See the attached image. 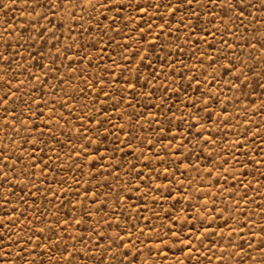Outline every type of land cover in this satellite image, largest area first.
I'll return each mask as SVG.
<instances>
[{"label":"rangeland","instance_id":"obj_1","mask_svg":"<svg viewBox=\"0 0 264 264\" xmlns=\"http://www.w3.org/2000/svg\"><path fill=\"white\" fill-rule=\"evenodd\" d=\"M4 2L10 7L0 8V51L7 47V41L11 48L6 54L18 55L13 56L10 71H0V76L11 78V89L16 94L7 105L0 104V149L6 148L8 156L6 162L0 159V171H8L5 163L14 165L16 171L8 173L9 184L4 189L15 194L9 197L10 203L4 205V197L0 196V218L6 221L9 214L19 217L20 222L32 218L31 226L37 229L33 244L44 225L48 226L44 235L57 244L60 242L51 236V231L66 239L69 235L87 236L91 228L106 230L107 236H123L127 228L136 243L131 251L140 249V259L145 264H221L218 257L222 248L227 250L224 264H259L264 250L255 246L250 250L247 245L253 240L250 229L258 233L256 243L264 236L258 231L264 224V167L254 163L264 160V50L258 43L264 34V12L260 11V0H252L255 7L245 11L244 27L238 31L233 23L234 10L225 15L216 6L224 0H216V4L211 0L197 4L193 0L174 13L171 8L165 10L162 0H113L116 7L110 4L108 10H94L84 0H72L75 7L65 2L62 8H53L47 20H40L36 25L39 32L31 28L25 31L30 22L34 23L35 14H30L35 6L32 0L27 9L22 0L15 4L11 0ZM42 2L47 6L49 0ZM157 3L161 4L159 9L151 6ZM176 3L171 0L172 8ZM72 12L75 22L69 16ZM117 16L113 23L112 18ZM253 18L255 23H251ZM193 24L194 29L185 27ZM6 25L12 35L5 33ZM19 35L35 39H26L21 48L16 46ZM222 38L226 44L221 43ZM249 43L256 47H248ZM68 45L72 47L65 52ZM85 53L88 59H84ZM215 58H219L218 62H213ZM230 63L238 70L236 74L243 73V83L224 71ZM48 68L53 71L47 72ZM129 84L135 85V92ZM101 88L112 98L98 95ZM165 88L169 90L166 95ZM38 103L43 111L39 119L31 116L25 106L30 105L36 112ZM62 103L65 108H61ZM209 114L211 119H205ZM13 115L24 121L30 133L22 131L17 136L7 127L16 123ZM49 116L55 119L49 121ZM49 123L54 126L47 134L44 126ZM189 124L194 127L189 128ZM33 125L46 134L38 137ZM238 133L248 135L241 139ZM209 136L212 140L206 142ZM82 145L88 150L87 157L71 151L74 147L79 153ZM117 145L119 150L114 151ZM96 147L99 153L94 151ZM29 153L34 154L35 161L42 157L48 165L43 174L41 163L28 169L27 176L21 171ZM97 155L103 159H94ZM233 155L240 164L232 159ZM16 157L22 160L17 162ZM225 160L227 163L221 166ZM132 164L140 170L139 181L132 180L135 171L129 174ZM19 197L27 203H21ZM13 207L17 209L14 214ZM36 209L43 213L39 216L43 224L34 218ZM84 211H90L91 220L83 215ZM21 212L26 215L19 216ZM245 214L251 216L255 227H245ZM58 220L60 224L56 226ZM76 220L82 223L76 224ZM64 221L68 222L66 233L61 232ZM108 224L112 227L108 228ZM11 227L24 235L19 227ZM186 239L192 241L191 251ZM229 239L233 246H229ZM40 241L44 242L43 236ZM72 243L69 241V245ZM148 248L152 249L151 255ZM10 251L12 256L5 264H19L15 258L19 249L13 246ZM38 251L45 253L40 257L44 264L60 261L55 248L50 253L44 247ZM73 264L90 262L77 257Z\"/></svg>","mask_w":264,"mask_h":264},{"label":"snow or ice","instance_id":"obj_2","mask_svg":"<svg viewBox=\"0 0 264 264\" xmlns=\"http://www.w3.org/2000/svg\"><path fill=\"white\" fill-rule=\"evenodd\" d=\"M65 2L72 5V7H75V5L72 4V0H59V2H57V0H49V3L47 6H45V4L42 2V0H32V3L35 6L31 7L30 14H32V13L35 14L34 23L30 22L28 28H25V31H28V29L31 28V29L39 32V29L36 28V25L39 24V21L40 20H47L48 16L52 14V9L53 8H57V9L62 8L63 4ZM84 2L91 5L94 10L96 8L108 10L110 4L112 5L113 9H115V7H116V4L113 3V0H103V2H101V0H96L95 5L92 4V0H84ZM199 2H200V0H196L197 4H199ZM11 3L15 4L16 0H11ZM22 3L25 6V8L27 9V6L29 5V0H22ZM162 3H163V7L165 8V10L171 8L172 12L174 13L177 9L183 10L185 4L191 5L193 3V0H177L175 8H172L171 0H162ZM211 3L216 4V0H211ZM260 4H261L260 11L264 12V0H260ZM151 6L155 7L156 9H159L161 7V4L157 3V4H154ZM216 6H217V8L220 9V11H223L225 15H228L229 12H232L234 10L235 20L233 21V23H234L237 31L239 30V28L244 27L245 11L248 8L255 7V5L252 3V0H231V2H228V0H224V2H222L220 4H216ZM9 7H10V5L8 3H5L4 0H0V8H9ZM42 8L45 9V11H43V12L37 11V9H42ZM137 10H139V9L137 8ZM189 15H192L191 8H189ZM249 15H251V13H249ZM69 16L75 22V13L72 12L69 14ZM117 18H118V16L113 17L112 22L115 23V20ZM195 18H196V20H199L198 15H196ZM89 19H91V17H89ZM104 19H108V17L105 16ZM159 19L163 20V16H160ZM261 20L264 21V17H261ZM255 22H256V18H253L251 23H255ZM49 23H51V21H49ZM181 23H183V21H181ZM210 23H211V21H210ZM97 27H99V24L97 25ZM159 27L161 29H163L164 25L161 24ZM185 27H188L190 29H194L195 24L186 25ZM109 30H111V25H109ZM201 30H203V29L201 28ZM13 31H14V29H13ZM44 31H47V29H44ZM69 31L71 32L72 29L69 28ZM5 33L7 35H12V33L8 31L7 25L5 26ZM42 34L43 33H40L41 36H42ZM213 35H214V33H213ZM232 35L235 37L236 33L232 32ZM255 38L256 37L253 36V39H255ZM26 39H35V37H27L26 38L23 35H19L16 37V46L23 48L24 47L23 41H26ZM236 39H239V37H236ZM152 42H154V41H149L148 43H152ZM105 43H108V42H105ZM205 43H207L206 40H205ZM221 43L226 44L227 41L223 40V38H222ZM258 43L260 45L261 50H264V34H262V38L258 41ZM5 44L7 45V47H4L3 51H0V71L7 72V71L11 70V67L14 63L13 56L18 55V54L13 52L12 55H7L6 53H8L9 48H11V44H8L7 41H5ZM71 47H72V45H68L65 48V52H67L69 49H71ZM248 47L255 48L256 45L249 43ZM220 51H221V53H223L224 49H221ZM57 52H59V50H57ZM136 54L137 53H135V52L133 53V55H136ZM201 55H205V54L201 53ZM121 56H123V53H121ZM65 58L67 59L68 57H65ZM84 59H88L87 53L84 54ZM218 59L219 58L213 59V62H218ZM224 59H227V57L225 56ZM141 60H143V57H141ZM53 63H55V60H53ZM89 63H91V60H89ZM129 63H131V61H129ZM113 66L114 67L117 66L115 61H113ZM145 67H147V66H145ZM251 70L252 69L249 68V71H251ZM46 71L51 72V71H53V69L48 68ZM129 71H131V69H129ZM224 71L232 73L234 76V79L236 81H240L241 83H243L241 81V76L243 75V73L240 72L239 74H236V71H238V70H234V64H232V63L228 64L226 67H224ZM257 75H260V73H257ZM153 78L155 79V77H153ZM0 80H3V91L0 92V104L7 105L9 98L15 97L16 94L14 92H12V89H11V78H9L5 75V76H0ZM213 80H215V77H213ZM84 82H85V84H88L87 79ZM172 83L174 84L175 81H172ZM229 83L232 84V81H229ZM235 86H237V85L234 84L233 87H235ZM89 87H91L90 84H89ZM129 87H131L133 92H135V85L134 84H129ZM17 91H19V88H17ZM168 91L169 90L167 88H165L164 94L166 95ZM185 91H187V89H185ZM65 95H67V93H65ZM98 95H104L108 99L112 98L109 93L104 92L103 88L99 89ZM16 98L19 99V97H16ZM40 98H41V100H43V95H41ZM211 98L212 97H210V99ZM71 99L74 100L75 97H71ZM133 99H135V96H133ZM201 102L206 103L204 101H201ZM13 103H15V100L13 101ZM45 104H46V102H45ZM25 106L28 107L29 113L31 116H35L37 119H39L40 117L43 116V111L41 110V105L39 103L36 105V109H37L36 112L32 111L30 105H25ZM60 106H61V108L66 107V105L63 103ZM116 106H117L116 104L113 105L114 108ZM129 106H132L131 101H129ZM85 107H87V105H85ZM156 107H159V105H157ZM261 107H264V103H262ZM3 110L5 113L8 112L7 107H5ZM201 110H203V109H201ZM50 111L54 112L55 110L51 109ZM169 111H171V110H169ZM21 115H23V112H21ZM131 115H135V113L130 114L129 119H131ZM161 115H164V113H161ZM189 115L191 116V114H189ZM12 119L16 123L8 124L7 127L9 129H11L13 132H15V134L17 136H20V132H22V131H28L30 133L31 130H29L27 128V125L24 123V121L19 120V118L15 115H13ZM25 119H28V117H25ZM48 119H49V121H52L55 119V117L49 116ZM60 119H63V116H61ZM81 119H83V117H81ZM89 119H92V118L90 117ZM205 119L210 120L211 114H209L207 117H205ZM155 122L157 124H161L160 120H156ZM167 122L169 124L171 123L170 120ZM96 123L99 124L100 122L97 121ZM18 126H19V130H17ZM53 126L54 125L51 123L45 124L44 127H45V129L48 130L47 134H50V130ZM32 127H33V129H35L37 131L38 137H42L46 134V132L44 130L38 129L36 125H33ZM192 127H194V125L189 124V128H192ZM120 130L123 131V126H121ZM85 131H88V130L85 129ZM93 131H95V129H93ZM105 131H107V130H105ZM247 135H248V133H238V136H240L241 139L245 138ZM253 135L255 136L256 134L253 133ZM81 136H82V138L88 139L89 142H91L90 138L83 137V134H81ZM52 138H54V136ZM104 139L106 140L107 136H105ZM172 139L174 140L175 136H173ZM211 140H212L211 136L206 138V142L211 141ZM25 142H27V141L25 140ZM262 142H264V141H262ZM35 147H36V145L33 144V153L35 151ZM126 147H127V145H126ZM233 147L235 148L236 146L233 145ZM240 147L242 148V147H244V145L241 144ZM118 150H119V146L117 145V148L114 149V151H118ZM5 151H6V148L0 149V159H3L6 162L8 160V156L5 155ZM71 151H73L74 155L83 154L85 157L88 156V150L85 149L83 145L81 146L79 153L75 152L74 147ZM94 151L96 153H99V147H96L94 149ZM177 151H179V149H177ZM33 153L28 154V160L26 163V167L21 169V171L24 172V174L26 176L28 175V169H35L37 167V163H41L43 165V167L41 169V174H43V170L48 167V165L43 162L42 157H41L40 161H38V162L35 161ZM262 155H264V153H262ZM57 158H59L58 154H57ZM69 158H71V157H69ZM15 159L17 162H20L22 160L21 157H16ZM94 159H103V157L97 155L96 157H94ZM137 159H139V157ZM232 159L236 160L237 164L241 163L240 160L235 155L232 156ZM225 163H227L226 160L221 161V166H223V164H225ZM254 163L259 164L262 167H264V160L254 161ZM241 166H243V165H241ZM4 167H6L8 169V171L7 172L0 171V196L4 197L2 200V203L4 205H8L10 203L9 197L13 196L15 194L11 190L5 192L4 189L7 188L8 184H9L8 173L9 172H15L16 168L14 165H7L6 163H5ZM101 167H103V166H101ZM120 167H121V165H119V164L116 165L117 169H120ZM145 167H148V165H145ZM131 171H135V175L132 176V180L133 181H139L140 170H137V166L135 164L131 165V169H130L129 174H131ZM164 171L167 172V169H165ZM19 174L20 173H17V175H19ZM32 174L34 175L35 173H32ZM109 175H111V173H109ZM209 175H211V172L209 173ZM261 175H264V173H261ZM149 179H151V176H149ZM29 184H31L30 179H29ZM33 186H35V185H33ZM13 187H14V185H13ZM21 191H24V189H21ZM39 191H40V189L37 188V192H39ZM48 191L51 192V189L49 188ZM128 191L131 192L132 189H128ZM29 194L31 195L30 191H29ZM53 195H55V193H53ZM77 195H79V193H77ZM95 195H96L95 192H93V196H95ZM244 198H245V196L242 195L241 199H244ZM19 200L21 203H24V204L27 203V200H24L23 197H19ZM119 203L120 202L118 200L117 204H119ZM98 211H99V209H98ZM213 211H215V209H213ZM262 211H264V210H262ZM16 212H17V209L15 207H13L11 209V213L14 214ZM36 213H37V215L34 218L37 221H39V216L43 215V213H40L39 209H36ZM221 214H223V213H221ZM25 215L26 214L23 212H21L19 214V216H25ZM83 215L88 217L89 220H91L90 211H84ZM245 216H246L245 227H247L248 225H252V227H255V225L252 223L251 216H249L247 214H245ZM32 222H33L32 218H27L26 220L20 222L19 217L14 218L13 215H11V214H9L7 216L6 221H5V219L0 218V264H5V262L12 256L10 249L13 246H15L19 249V251L15 253V258L19 262V264H44V261L42 259H40V257L45 255V253L38 251V249H40L41 247L49 249V253L51 252L52 248L56 249L57 253L60 256V261H58L57 264H62V262H63V264H73V262L76 260L77 257H82L85 261H89L90 264L92 261H94V264H145V261L140 259V257L143 255V252L140 249H137L136 252L131 251V248L136 247V243L132 240L133 232L127 228H125L123 236H121L119 233L113 234L111 236H107L106 230H105V232H101L97 228H91L90 230H88L87 236H85L84 234H81L79 237H74V236L69 235V236H67L66 239L64 237L60 236L59 234H57V232L51 231V229H49V231H51V236L56 237V241L60 242L59 244H57L54 241H52L49 236L44 235L45 228L48 227L47 225H44L43 227H41L38 230L40 235L37 236V243L33 244L32 236H36L37 229L31 226ZM39 222L41 224L44 223L43 221H39ZM101 222L102 221H97L96 223L100 224ZM21 223L23 226H21ZM75 223L80 224V223H82V221L76 220ZM125 223L127 224L128 221H126ZM59 224H60V221L58 220L56 222V226H59ZM67 224H68V222L64 221L65 227L61 229V232H65V233L67 232ZM11 226L19 227L20 232L23 233L24 235L20 236L19 234L15 233L13 231V227H11ZM111 227H112V225L108 224V228H111ZM116 227L120 228V225L117 224ZM132 227H135V225H133ZM137 231H139V229H137ZM258 231L260 234H264V224H262L260 226ZM29 233H31V235H29ZM257 234H258L257 232H252L250 229V236L253 238L252 242H250L247 245V247L250 250L253 248V246H255V248L257 250H264V236H261L259 243H256L254 238L256 237ZM40 236H43V240H44L43 243H41V241H40ZM14 237H16V238L14 239ZM125 238H128L127 244L125 243ZM205 238H207V237H205ZM223 239H224V237L221 236L220 240L223 241ZM137 240H138V238H137ZM69 241H73L74 243L69 245ZM213 243H216V241H214ZM185 244L188 247L189 251H191V247H192L191 239H186ZM77 245H83V248H78ZM229 246H233V245H231L230 239H229ZM201 247H203L202 243H201ZM70 248H71V250H69ZM84 248H87L88 251L85 252ZM240 250L243 251V247H241ZM147 251H148L149 255L152 254L151 248H148ZM181 251H183V249H181ZM226 252H227L226 249H223V248L221 249V256L218 257L221 261V264H224L223 255ZM228 254L231 255V253H228ZM29 257H33V258L29 259ZM249 258H251V257H249ZM259 264H264V258L261 259Z\"/></svg>","mask_w":264,"mask_h":264}]
</instances>
